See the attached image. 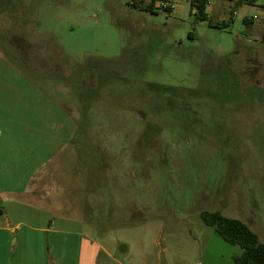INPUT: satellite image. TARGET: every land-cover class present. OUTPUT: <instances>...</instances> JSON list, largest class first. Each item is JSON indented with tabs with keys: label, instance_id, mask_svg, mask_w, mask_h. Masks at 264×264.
Wrapping results in <instances>:
<instances>
[{
	"label": "rangeland",
	"instance_id": "1",
	"mask_svg": "<svg viewBox=\"0 0 264 264\" xmlns=\"http://www.w3.org/2000/svg\"><path fill=\"white\" fill-rule=\"evenodd\" d=\"M134 1L0 0V221L116 260L83 264H236L201 212L264 242V0H211L223 28Z\"/></svg>",
	"mask_w": 264,
	"mask_h": 264
},
{
	"label": "crops",
	"instance_id": "2",
	"mask_svg": "<svg viewBox=\"0 0 264 264\" xmlns=\"http://www.w3.org/2000/svg\"><path fill=\"white\" fill-rule=\"evenodd\" d=\"M252 2L254 0H237L232 12L235 13L239 5ZM211 4L210 0L207 9ZM173 9L172 3L171 11ZM207 17L209 19L208 14ZM208 19L205 22L212 24ZM244 20L253 24L252 18L246 16ZM220 26L223 28L227 24ZM260 27L259 34L264 39V24ZM0 208L2 210L0 217H3L6 212L2 207ZM85 241L99 247L103 256L113 262L116 261L112 252L82 232L50 230L31 227L23 223L13 225L10 219L5 218L4 221H0V264H83Z\"/></svg>",
	"mask_w": 264,
	"mask_h": 264
},
{
	"label": "trees",
	"instance_id": "3",
	"mask_svg": "<svg viewBox=\"0 0 264 264\" xmlns=\"http://www.w3.org/2000/svg\"><path fill=\"white\" fill-rule=\"evenodd\" d=\"M210 0H192V7L196 10V18L199 21H206L207 5ZM132 6L145 11L153 12L155 0L149 3L137 4L135 1ZM171 11V8H166ZM209 25L222 28L220 25ZM1 207V206H0ZM2 210L0 208V214ZM201 217L204 222L215 228L216 233L231 245L241 248V252L234 256L236 264H264V242L261 241L257 232L250 225L242 220L227 217L219 211H202Z\"/></svg>",
	"mask_w": 264,
	"mask_h": 264
},
{
	"label": "built area",
	"instance_id": "4",
	"mask_svg": "<svg viewBox=\"0 0 264 264\" xmlns=\"http://www.w3.org/2000/svg\"><path fill=\"white\" fill-rule=\"evenodd\" d=\"M138 0H135V2H137ZM139 4H141V3H145L144 2V0H139ZM159 3L160 4V6L161 7H163L164 8V10L166 9V8H170V7H172V2H171V0H155V4L156 3Z\"/></svg>",
	"mask_w": 264,
	"mask_h": 264
},
{
	"label": "water",
	"instance_id": "5",
	"mask_svg": "<svg viewBox=\"0 0 264 264\" xmlns=\"http://www.w3.org/2000/svg\"><path fill=\"white\" fill-rule=\"evenodd\" d=\"M125 249H126V248L123 246V247L121 248V251H122V252H125Z\"/></svg>",
	"mask_w": 264,
	"mask_h": 264
}]
</instances>
